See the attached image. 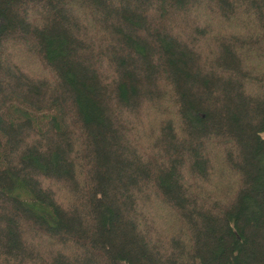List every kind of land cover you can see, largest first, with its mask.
I'll list each match as a JSON object with an SVG mask.
<instances>
[{
    "label": "trees",
    "instance_id": "trees-1",
    "mask_svg": "<svg viewBox=\"0 0 264 264\" xmlns=\"http://www.w3.org/2000/svg\"><path fill=\"white\" fill-rule=\"evenodd\" d=\"M0 264H264V0H0Z\"/></svg>",
    "mask_w": 264,
    "mask_h": 264
}]
</instances>
